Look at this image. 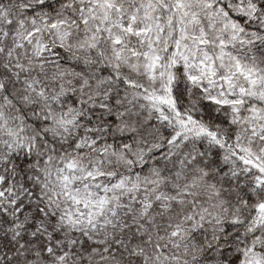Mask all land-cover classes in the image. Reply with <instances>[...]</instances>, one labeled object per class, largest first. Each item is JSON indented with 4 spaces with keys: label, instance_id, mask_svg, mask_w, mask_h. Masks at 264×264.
<instances>
[{
    "label": "snow or ice",
    "instance_id": "1",
    "mask_svg": "<svg viewBox=\"0 0 264 264\" xmlns=\"http://www.w3.org/2000/svg\"><path fill=\"white\" fill-rule=\"evenodd\" d=\"M0 264H264V0H0Z\"/></svg>",
    "mask_w": 264,
    "mask_h": 264
}]
</instances>
